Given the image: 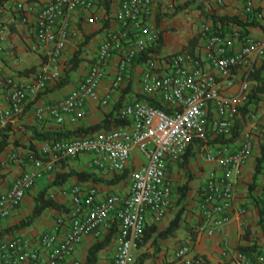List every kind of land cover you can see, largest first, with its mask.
<instances>
[{
  "label": "built area",
  "instance_id": "built-area-1",
  "mask_svg": "<svg viewBox=\"0 0 264 264\" xmlns=\"http://www.w3.org/2000/svg\"><path fill=\"white\" fill-rule=\"evenodd\" d=\"M240 1L244 13L253 12V0ZM216 2L223 5L222 0ZM15 7L22 11V3ZM93 7L92 0H46L39 7L32 27L47 57L29 73L27 81L0 72V88L9 95V106L0 111V123L19 115L27 97L45 89L52 67L68 40L76 35L69 25L71 15ZM152 13L153 0H121L112 16L117 27L108 31L88 73L56 104H42L35 109L38 119L48 115L58 124L74 121L77 110L87 101L107 105L111 96L126 85L131 70L139 64L136 59L144 57L138 73L139 95L122 101L115 111V117L126 123L85 135L42 140L38 150L28 156L30 167L8 187L0 184V220L13 214L36 179L51 173L60 160L82 155L89 156L88 167L93 171L113 175L127 170L125 193L111 192L98 201L95 186L73 185L65 216L52 228L36 235L15 233L0 240V264H80L71 258L75 246L87 236L94 241L103 239L111 225H116L111 238L113 264H131L146 218L160 221L171 206L172 183L167 166L184 155L192 140L203 143L204 160L214 165L195 203L192 232L211 237L230 220L227 212L234 205L235 179L252 149L251 132H242L236 144L229 139L238 106L251 91L254 67L249 62L264 57V38L251 37L238 29L223 33L206 25L201 30L206 39L205 60L178 51L165 58L167 68L158 70L156 58L147 54L160 38L151 23ZM113 60L115 65L109 74ZM239 68L238 92L229 98L225 91L235 85V69ZM260 119L264 122V114ZM218 137L223 142L207 150L205 144ZM135 153L142 156L138 167L133 165ZM14 158L10 154L1 164L9 165ZM260 204L264 221V194ZM64 219L69 222L66 230L62 227ZM189 251L186 244L178 249L174 257L177 264L199 261L188 257ZM222 264H264V254L251 258L237 250L225 256Z\"/></svg>",
  "mask_w": 264,
  "mask_h": 264
},
{
  "label": "crops",
  "instance_id": "crops-1",
  "mask_svg": "<svg viewBox=\"0 0 264 264\" xmlns=\"http://www.w3.org/2000/svg\"><path fill=\"white\" fill-rule=\"evenodd\" d=\"M45 1L0 0V72L3 76L27 81L29 73L36 70L46 59L47 51L39 44L32 27L38 9ZM92 1L94 2L92 9L78 10L71 15L69 25L76 31V35L68 40L55 66L52 67L45 89L30 94L19 115L7 120L5 124L0 123V184L4 187H8L16 177L30 167L28 156L38 150L41 143V140L35 139L34 135L70 133L100 125L105 118L109 116L113 118L122 101L139 95L138 73L141 62L135 64L124 88L113 94L107 105L102 106L87 101L83 108L77 110L78 114L74 121L66 120L60 124L48 115H44L42 119L35 116V109L38 106L54 105L75 88L79 79L88 73L108 31L117 27V22L112 16L121 0ZM216 1L153 0V13L150 19L159 33L160 42L158 46L149 47L147 54L156 58L158 70L167 68L165 58L178 51H187L205 60L206 39L201 30L206 25L215 27L223 33L238 29L251 37L264 38V0H253L254 9L250 14L243 12L240 0H222L221 6ZM16 3H22V11H16ZM223 15L234 17L246 25L212 20V17ZM72 56L77 57V63L75 68L66 73L65 67ZM114 65L113 60L108 70L109 74ZM249 66L254 67L258 78L254 77V74L251 77V91L247 99L238 106L235 129L229 141L236 144L242 132L250 131L252 149L235 179L234 205L232 210L227 212V215L230 213V220L211 237L192 232L193 217L196 213L195 203L199 201L207 172L214 167L204 160L203 143L192 140L184 155L177 161H171L167 166V174L172 183V196L171 206L165 217L157 222H154L152 217H147L145 225H154L156 230H163L181 210L179 226L170 237L155 238L153 233L152 237L142 245H135L131 264H139V259L143 256L145 260L142 264H177L174 259L175 253L184 244L190 249L187 256L199 259L191 264H222L225 256H232L241 247L251 258L264 254V221L260 204V197L264 194V154L259 172L254 176L257 159L262 151L264 152V122L260 119L264 114V57L251 60ZM241 72V68L235 69L236 83L225 91L227 97L233 98L238 92ZM99 91L101 92V88ZM8 96V93L0 88V111L9 106ZM222 142V138H212L205 144L206 149H215ZM10 154L15 155L14 161L3 166L1 161ZM135 154L133 165L138 167L142 156ZM88 161V155L66 161L60 160L51 173L39 177L41 179L38 182L36 179L13 214L0 220V240L15 233L36 235L43 229L52 228L56 220L65 216L73 185L95 186L98 201L111 192L125 193L126 179L120 180L115 185H106L101 180L108 179L112 175L91 170ZM71 170L85 171L101 180L83 181L73 176L53 184L58 173L65 174ZM181 189L184 191L183 194ZM42 192L46 198L51 197L49 195L52 194L51 199L61 208H45L32 224L17 227L34 208L36 196ZM68 224V219H64L63 230L67 229ZM114 233L115 230L113 235ZM94 242L96 241L91 236L84 237L75 246L71 258H76L80 264H85L87 250ZM95 264H113L111 241L97 252Z\"/></svg>",
  "mask_w": 264,
  "mask_h": 264
},
{
  "label": "trees",
  "instance_id": "trees-1",
  "mask_svg": "<svg viewBox=\"0 0 264 264\" xmlns=\"http://www.w3.org/2000/svg\"><path fill=\"white\" fill-rule=\"evenodd\" d=\"M212 20L221 21L222 23L246 25V23H243V22L237 20L236 18L228 16V15H223V16L217 17V18L212 17ZM249 24H253V23H249ZM159 42H160V38H159ZM159 42H158L157 46L159 45ZM142 58H144V57H139L138 59H136V62H140L142 60ZM76 63H77V57L72 56L70 61L68 62V64L65 67L66 73H69L70 70L75 68ZM253 74H254V77L258 78L257 71H254L252 73V76H253ZM152 103L155 104V102H153V101H152ZM124 123H126V120L119 119V118L115 117V114H114L113 118L110 116L108 118H105L103 123L100 125H93L89 128L80 129V130L76 129L79 131H72L70 133H51L50 135L48 133H40V134L34 135V138L42 141V140H47V139H59L62 137L73 136V135H85V134L93 133L97 130H100L101 128H108V127L113 126V125L124 124ZM263 154H264V152L262 151L261 156L257 159L254 176H255V174H257L259 172V166L263 160ZM126 173H127V170H125L121 174H113L110 178L105 179V180L104 179L101 180L100 178L96 177V175H94V174H90V173H87L85 171H73V170H71L65 174L64 173L63 174L58 173L53 180V184L63 182L67 178L75 176L78 179L83 180V181L99 182L101 180V182H103L106 185H115L120 180H123L126 178ZM184 187H185V189L187 188L186 186H183V188ZM181 193L182 194L184 193V191L182 189H181ZM48 207H52V208H56V209L61 208V206L56 204L53 201V199L44 197L43 192L39 193L36 196L34 208L26 216V218H24L21 221V223L17 227H26V226L32 224L33 221L38 216H40L41 212L45 208H48ZM180 215H181V210H179L175 214L173 219L169 222L168 226L165 229L160 230V231L156 230V227L154 225L145 226L144 231H143V237L136 241V245H138V246L142 245L146 240H149L152 237L153 233H155V238H167V237L172 236L174 231L179 226V223L181 220ZM114 230H116V225H111L110 229L107 231L104 238L102 240H97L88 248L86 259H85V264H95L96 263L97 252L108 245V243L111 241ZM241 248H239V251L244 253L245 249H243V247H241ZM143 260H145V256H143L142 258L140 257L139 264H142Z\"/></svg>",
  "mask_w": 264,
  "mask_h": 264
},
{
  "label": "rangeland",
  "instance_id": "rangeland-1",
  "mask_svg": "<svg viewBox=\"0 0 264 264\" xmlns=\"http://www.w3.org/2000/svg\"><path fill=\"white\" fill-rule=\"evenodd\" d=\"M39 179H41V178H38V179H37V182H38ZM25 218H26V217H25ZM141 255H143V254H141ZM132 264H136V263H132Z\"/></svg>",
  "mask_w": 264,
  "mask_h": 264
}]
</instances>
